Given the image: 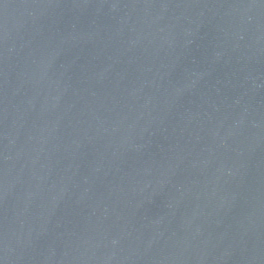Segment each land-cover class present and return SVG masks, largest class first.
I'll return each instance as SVG.
<instances>
[{"label":"water","instance_id":"obj_1","mask_svg":"<svg viewBox=\"0 0 264 264\" xmlns=\"http://www.w3.org/2000/svg\"><path fill=\"white\" fill-rule=\"evenodd\" d=\"M0 264H264V0H0Z\"/></svg>","mask_w":264,"mask_h":264}]
</instances>
